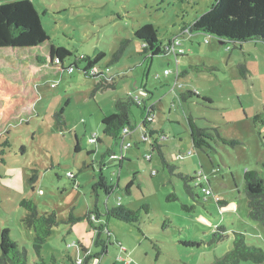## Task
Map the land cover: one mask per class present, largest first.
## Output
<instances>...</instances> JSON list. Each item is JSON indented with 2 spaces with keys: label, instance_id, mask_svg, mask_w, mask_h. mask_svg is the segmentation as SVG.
Segmentation results:
<instances>
[{
  "label": "rangeland",
  "instance_id": "1",
  "mask_svg": "<svg viewBox=\"0 0 264 264\" xmlns=\"http://www.w3.org/2000/svg\"><path fill=\"white\" fill-rule=\"evenodd\" d=\"M31 2L51 43L72 53L64 67L76 57L104 53L97 69L108 68L106 77L115 79V88L94 92L96 81L84 76L83 63L70 75L65 71L55 74L36 61L37 54L0 51V62L7 63L10 71L28 69V79L45 78L36 87L39 101L32 113L25 118L19 113L14 120L22 117L21 121L0 129V145L5 139L10 143L5 163L0 164V232L9 229L12 240L26 252L28 264L37 258L34 232L22 222V200L32 201L39 214L54 213L59 222L42 247L45 264H74L85 258L83 250L91 255L101 253L87 219L73 225L68 222L70 213L84 217L95 203L101 218L94 221L89 216L93 226L105 228L101 240L106 253L99 264H212L230 250L233 233L244 235L249 246L264 249V226L249 219L243 191L245 171H256L264 179V147L257 134L264 117L263 126L253 122L255 115L264 112V45L254 41L222 44L196 34L180 38L185 58L170 55L150 60L141 54V43L134 38L138 28L151 24L160 39L170 40L213 0ZM123 41L127 46L122 58L109 65ZM239 66L245 70L244 78ZM164 70L184 73L179 79L183 90L196 92L199 99L181 101V92L172 90L174 75L165 77ZM145 92L149 93L148 105H155L149 126L154 139L139 127L141 109L133 106L130 121L136 128L125 140L131 147L124 150L120 167L119 161H109L105 154L109 148L120 156L121 141L103 136L101 121L116 112V101L143 98ZM203 98L211 104L203 103ZM59 113L61 127L55 119ZM188 116L198 127L215 129L221 138L239 144L231 147L216 141L212 150L193 149ZM93 136L100 142L90 144ZM155 141L162 146L166 162L176 167L173 175L162 166ZM100 171L107 184H119L108 198L102 190L97 197L92 193ZM34 175L37 181L32 185L29 179ZM178 175L191 179L188 186L193 198ZM195 185L209 189L211 195L204 199ZM170 195L175 200L168 201ZM119 204L134 211L148 206L149 213H142L136 224L105 216L106 206ZM221 228L225 239L220 242L214 235Z\"/></svg>",
  "mask_w": 264,
  "mask_h": 264
},
{
  "label": "trees",
  "instance_id": "2",
  "mask_svg": "<svg viewBox=\"0 0 264 264\" xmlns=\"http://www.w3.org/2000/svg\"><path fill=\"white\" fill-rule=\"evenodd\" d=\"M196 34H203L209 38L216 39L222 44L226 42L241 44L254 41L264 45V0H213L209 8L193 22L182 24L178 31L172 35L173 37L170 40L169 38H166V41L165 39H160L157 29L151 24H144L138 28L134 32V38L141 43V54L150 60L157 57L165 58L170 55L174 56L175 59H179L186 57L184 51L182 55L176 56L171 54L169 51L170 42L172 40L180 41L181 37L193 36ZM126 46L127 41L121 42L117 52L110 58L109 65H113L120 61ZM0 51H7L12 55H22L25 53H30L32 55L37 54L36 61L40 65L47 66V72L55 74H60L61 71H65L70 75L74 70H78L79 64L83 63L84 67L82 73L84 76L90 80L96 81V83H94V92H103L115 88V79L106 77L108 68H105V70L97 69L101 61L105 58L104 53H97L93 58L81 56L78 59L76 57L71 65L66 68L64 67L66 59L70 58L72 53L62 47H56L51 43L41 25L39 14L34 8L31 0H0ZM43 51L46 52L41 56L39 53ZM70 68L72 71L68 73V69ZM239 70L241 76L244 78V68L239 66ZM93 71L95 72L94 75L92 74ZM29 73L28 69L21 70L20 72L10 71V67L7 63L3 61L0 62V129L4 127L6 129L10 124L14 125L18 121H21L22 117L25 118L30 115L32 113V107L39 101L36 87L39 85L41 86L45 78L44 80L36 78H31L30 80L28 79ZM177 73V76L174 75V82L176 81L175 83L181 88H177L174 92H181L179 93L180 100L186 102L191 98L199 99L196 92L183 90L184 88L179 83V79L184 73L182 74L178 71ZM156 78L159 79L160 76L156 74ZM147 95L149 96V93H146V97L143 98H133L129 96L127 100L116 101V112L110 116L104 117L101 121L103 136L118 142L123 129L127 128L132 132L136 128V124H132L130 121L131 108L133 106L141 109L142 121L147 107L152 106L151 110L154 115V104L151 103L148 105L150 98L147 97ZM137 101H139V104ZM202 102L211 104V101L206 98H203ZM19 113H24V116H22L20 120L15 121L14 118ZM61 116V113L55 116L58 127L64 125V123L58 122ZM263 117L264 112L262 115H255L253 120L254 125L259 123L263 126ZM142 121L140 124L143 126L139 127L149 133V138L154 139L149 129L152 123H142ZM187 123L192 147L195 150H212L211 144L216 141L231 147L239 144L236 140L221 138L215 129L198 127L192 116L187 117ZM257 134L262 147H264V126L261 130H258ZM99 142L100 140L97 138L96 143ZM159 144L160 143L155 141L153 147L159 152L162 166L166 167L173 175L176 167L170 166L166 162L162 154V146ZM0 147V164H4L5 149L10 147L8 139H5ZM75 150L78 151L77 147ZM112 153L113 152L108 148L105 155L109 157ZM123 160V158L116 160L119 161L120 167ZM178 176L184 181L186 192L193 198L192 189L188 186V181H191V179L182 175ZM133 179H135V176H133ZM243 180V191L247 200L248 217L253 222L264 226V179H262L256 171L247 170L243 175ZM36 181L37 176L35 175L29 179L32 185ZM131 185L132 182L124 189L126 194H129ZM118 187V184H116V186L107 184L100 171L95 186L92 189V193L97 197V191L102 190L108 198ZM195 188H199L203 194L204 192L202 190L206 189L201 185H195ZM208 196L204 194V199ZM167 200H175V196L170 195ZM20 207L25 211V217L22 220L24 226L32 229L34 232L32 246L37 258V262L34 264H45L41 256V250L46 240L52 234V228L57 226L59 222L54 213L39 214L35 204L30 200H22ZM105 209L104 214L106 217L126 224H136L140 221L142 213H149L148 206H142L135 211L121 204L111 208L106 206ZM89 215L94 216L92 217L94 221L101 218V212L96 203L94 210L84 217L75 218L72 213H70L68 222L73 225L87 219L96 234L95 246L101 247L102 251L101 253L91 255L83 250L85 252V258L83 260H76L74 264H78V261H80V264H94L95 262L99 264L98 259L106 253V244L101 240V233L105 231V228L101 224L93 226ZM217 231H220V233L215 234L214 239L221 242L225 239L222 238L224 229H217ZM109 239L110 236L108 233V240ZM246 262L264 264V249L249 246L246 243L244 235L233 233V241L230 250H228L222 258L216 259L212 264H241ZM0 264H28L26 252L20 250L17 243L12 240L9 229H3L0 232Z\"/></svg>",
  "mask_w": 264,
  "mask_h": 264
},
{
  "label": "built area",
  "instance_id": "3",
  "mask_svg": "<svg viewBox=\"0 0 264 264\" xmlns=\"http://www.w3.org/2000/svg\"><path fill=\"white\" fill-rule=\"evenodd\" d=\"M169 51H170V53L171 54H173V55H182L183 54V50H182V48H181V44H180V41L179 40H172L171 42H170V47H169ZM71 68L70 69H68V73H71ZM92 74L94 75L95 74V72L93 71L92 72ZM172 74V72L171 71H169V70H166V71H164V75L165 76H169V75H171ZM177 70L173 73V75H175V76H177ZM176 82V81H175ZM174 82V84H173V86H172V90H176L177 88H181L179 85H177L176 83ZM137 103L139 104V101H137ZM151 107L152 106H149V107H147L146 109H145V112H144V116H143V121H142V123H145V122H147V123H152L153 122V111L151 110ZM140 126H143V125H141L140 124ZM130 133H131V131H129L127 128H125V129H123L122 131H121V134H120V139H119V141H121V143H120V147H119V150H120V156H118V155H116L115 153H112V154H110L109 155V157H108V160H120V159H122L123 157V152H124V150H127L128 148H130L131 147V144L130 143H125V140H126V138H130L131 136H130ZM96 141H97V138L95 137V136H93L92 138H90L89 139V143L90 144H95L96 143ZM203 192H204V194L206 195V196H208V195H211V192H210V190H206V189H203L202 190ZM78 264H80V261H78ZM95 264H96V262H95Z\"/></svg>",
  "mask_w": 264,
  "mask_h": 264
},
{
  "label": "crops",
  "instance_id": "4",
  "mask_svg": "<svg viewBox=\"0 0 264 264\" xmlns=\"http://www.w3.org/2000/svg\"><path fill=\"white\" fill-rule=\"evenodd\" d=\"M144 91V90H143ZM146 94V93H145ZM154 109H155V105H154ZM119 185V184H118Z\"/></svg>",
  "mask_w": 264,
  "mask_h": 264
},
{
  "label": "clouds",
  "instance_id": "5",
  "mask_svg": "<svg viewBox=\"0 0 264 264\" xmlns=\"http://www.w3.org/2000/svg\"><path fill=\"white\" fill-rule=\"evenodd\" d=\"M170 71V70H169ZM173 74V73H172ZM170 76V75H169Z\"/></svg>",
  "mask_w": 264,
  "mask_h": 264
}]
</instances>
